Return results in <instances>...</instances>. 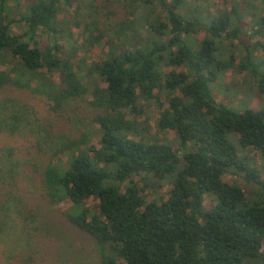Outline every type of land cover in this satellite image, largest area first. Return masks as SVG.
Masks as SVG:
<instances>
[{"label":"trees","instance_id":"trees-1","mask_svg":"<svg viewBox=\"0 0 264 264\" xmlns=\"http://www.w3.org/2000/svg\"><path fill=\"white\" fill-rule=\"evenodd\" d=\"M71 1L26 0L22 10V0H0V89L41 97L67 124L46 133L58 139L42 172L49 203L71 202L61 212L98 244L99 264H264V43L252 40L264 38V0L214 10L213 0H90V18L76 10L74 24L107 46L89 66L57 42V16ZM43 33L53 41L41 43ZM227 70L244 72L256 107L232 109L212 94L217 82L230 90L220 83ZM153 100L155 129L173 131V143L137 120ZM84 115L98 123V147L87 146ZM164 184L166 198L148 197ZM27 212L24 223L35 217ZM6 222L0 209V230Z\"/></svg>","mask_w":264,"mask_h":264},{"label":"rangeland","instance_id":"rangeland-1","mask_svg":"<svg viewBox=\"0 0 264 264\" xmlns=\"http://www.w3.org/2000/svg\"><path fill=\"white\" fill-rule=\"evenodd\" d=\"M217 1L213 0L215 4L212 6L210 3L208 10L230 7V0L224 1L226 4ZM89 2L90 0H72L70 5H66L58 14L56 26L60 30L57 42L62 46L63 56L81 59L87 66L101 54V48L106 50L107 46L106 43L105 46L96 43L91 45L85 40L82 25L74 24L76 10L81 14V18H85L89 11L87 4ZM120 3L121 0H113V5ZM26 5V0H22L20 8L23 10ZM98 17L104 19L101 12ZM13 30L17 31V28L14 27ZM200 37L202 34L198 36ZM53 39L50 34H40L41 43L52 42ZM252 40L264 43V38L258 35ZM256 54L261 56L262 49L259 48ZM55 78L57 79V76ZM246 80L244 72L227 70L221 76L220 83L228 86L230 90H221L219 93L221 87L218 82L214 85L210 84V89L217 100L232 109L241 110L245 106L254 108L259 102L258 96L255 90L249 89L251 85L246 84ZM97 82L103 86L101 81ZM86 98L90 100L91 95L88 93ZM12 104L14 108L11 107ZM164 104L166 105V102ZM146 105L145 113L137 120L146 119L150 135H156L161 137L162 141L170 140L173 143L175 138L173 131L157 132L155 129V121L159 117L160 110L157 103L154 101ZM23 109L26 111L25 117L21 116ZM15 112L19 117L17 119L12 118ZM12 122L18 127L11 129ZM50 122L53 127L48 129L46 123ZM65 127L67 124L61 127L57 116L50 115L41 97L12 87L0 89V209L2 216L5 212L7 220L6 225L0 230V264H23L22 254L29 255L26 256L28 260L30 255H33L34 259L30 264H99L98 244L89 234L67 221L61 212L62 208L70 205L71 202L65 200L57 204L49 203L42 186V172L45 166L50 160L57 159L53 150L58 139L55 137L47 139L46 133L48 130L55 135L68 132L63 129ZM82 127L87 130L89 136L87 146L98 147V123L88 115H84ZM75 135L76 132L72 131L71 136ZM248 155L254 158L257 165L259 164L260 158L255 151H249ZM262 177L264 178L263 175ZM223 178L229 183L246 184L242 178L234 174H225ZM169 188L168 184H164L156 193L150 188L146 189V193L148 197L158 195L166 198ZM208 201L209 197L205 196L206 205ZM92 203L93 200L90 199L87 205ZM27 208L34 210L35 219L29 218L28 222L24 223L21 214L28 213ZM13 255H19L18 260L17 257L13 258Z\"/></svg>","mask_w":264,"mask_h":264}]
</instances>
